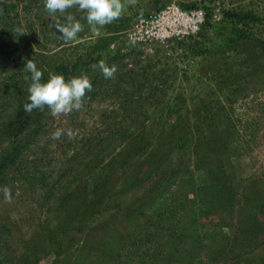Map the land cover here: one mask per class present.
<instances>
[{"label": "rangeland", "instance_id": "1", "mask_svg": "<svg viewBox=\"0 0 264 264\" xmlns=\"http://www.w3.org/2000/svg\"><path fill=\"white\" fill-rule=\"evenodd\" d=\"M224 12L256 19L235 28L264 40V0H137L99 34L81 20L67 42L55 25L84 12L0 0V189L12 193L9 203L0 191V264L264 261V231L250 229L264 205L259 215L243 201L264 197V55L230 40ZM30 59L66 80L86 73L92 91L69 115L33 110L8 138L3 126L29 101ZM101 60L113 78L91 67ZM57 128L78 134L54 140Z\"/></svg>", "mask_w": 264, "mask_h": 264}, {"label": "clouds", "instance_id": "2", "mask_svg": "<svg viewBox=\"0 0 264 264\" xmlns=\"http://www.w3.org/2000/svg\"><path fill=\"white\" fill-rule=\"evenodd\" d=\"M137 0H45V8L50 14L67 13L70 9H77L85 13L81 19L75 15L68 14L66 23L55 25L56 30L61 33L62 38L67 41H75L78 34L84 31L86 21L90 30L99 34V30L114 21L122 18L129 6L134 7ZM93 69L99 68L105 79H111L117 72L116 66H109L104 60L98 64L91 65ZM25 71L31 74V83L28 88L29 103L24 105V110L31 113L33 110L43 111L49 109L53 116L69 115L73 111H80L84 105L87 92L92 91V83L86 73L65 79L62 74L49 72L47 81L43 80V72L37 68L33 60L25 64ZM26 81L29 76H25ZM74 139L77 132L71 128H57L51 138L59 140L62 135ZM7 202H11L12 193L8 187L0 189Z\"/></svg>", "mask_w": 264, "mask_h": 264}, {"label": "trees", "instance_id": "3", "mask_svg": "<svg viewBox=\"0 0 264 264\" xmlns=\"http://www.w3.org/2000/svg\"><path fill=\"white\" fill-rule=\"evenodd\" d=\"M221 21L232 23V26L228 27L229 33H230L229 35L232 37L230 39L231 41H234L235 44L236 43H242V42H244V43L252 42V47L256 48L258 50V53H255L254 50L251 51L253 53L254 57L256 59L262 58V56L264 55V40H249L248 39L249 36H247L248 33H246L245 30H243V28H235V24L242 26V27H244V25H246L248 22H250L251 24H256V23H258V21L256 19L251 18L249 15H245V14H239V13H235V12H224L222 14ZM262 26L264 27V24ZM49 72L59 73V74H64V75L67 74L66 69H63V67H58L57 69L56 68L49 69L43 73V80L44 81H47ZM29 102L30 101H24V103L21 106L20 111L15 112V116H19V118L15 119L14 121H11L15 125H12L11 122H8L7 124H5L3 126V128L5 129V134H7L8 138H14L16 135V132L20 133V131L23 130L24 126L26 124H28L30 121H32V119L34 118L35 114H33V112L28 113L24 110V105L26 103H29ZM209 116H210V113H209ZM33 121L35 122L34 119H33ZM204 121L208 122L207 120H204ZM16 124H17V126H16ZM18 125H19V127H18ZM13 133H15V134H13ZM221 135L222 134L219 132L216 134V136H218V137H220ZM23 136L26 137L29 135L24 134ZM206 145H207V148L209 150L213 151L214 145H213L212 141L207 140ZM11 153H14V150L10 149L8 151V153L5 152L3 154V157H6L5 159L7 161H9V154H11ZM123 160H125V159H123ZM2 169H3V166L0 165V173L2 172ZM212 169L213 168H211L210 170H212ZM209 176H210V180H211L212 185L216 186L217 188H220L223 193L228 192V190L226 189V186L221 183V177L220 176H218L217 174L213 175V171H211V174ZM98 183H99L98 191H101L103 193L105 191V189L102 188L99 181H98ZM260 192H261L260 195H264V192L262 190ZM261 200H264V197L255 198V199L254 198L243 199L244 203L247 202L248 205L251 206V208L254 207L257 211H259L258 212L259 215H260V213L263 212L262 208L264 205L261 203ZM95 205L96 204L85 206L82 210L76 209L73 212V214L78 220L81 221V219L83 217H86L92 211V209L95 207ZM79 207H80V205H79ZM263 221H264V217L262 218V220H259V221L253 219V221L251 222V228H250L251 230H253V231H251V235H253L254 233L257 234L258 232L264 231V222ZM106 248H108V247L106 246ZM153 256H155V255L153 254ZM260 264H264V261L261 262Z\"/></svg>", "mask_w": 264, "mask_h": 264}]
</instances>
